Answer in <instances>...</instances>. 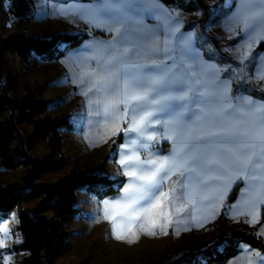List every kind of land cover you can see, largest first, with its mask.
Returning <instances> with one entry per match:
<instances>
[{"label": "snow or ice", "instance_id": "obj_1", "mask_svg": "<svg viewBox=\"0 0 264 264\" xmlns=\"http://www.w3.org/2000/svg\"><path fill=\"white\" fill-rule=\"evenodd\" d=\"M240 2L264 6V0ZM97 5L90 22L116 33L107 44L108 54L100 72L93 74L96 77L93 87L110 94L105 97V111L123 104V114L116 117L118 122L128 119V109L131 108V124L124 131L141 135L142 129L160 123L157 117H163L166 138L175 142L172 154L162 160L140 161L138 156L120 159L121 165L136 163L140 166L139 170L125 168V174L132 178L123 189L128 201L124 205L128 219H137L171 200L176 192L175 183L180 181L167 191L161 189L173 175L183 178V188L191 187L196 192L225 178L243 176L257 157L264 159V123L254 125L250 122V114L241 113L238 106L225 103L228 97L220 85L215 86V92H201L206 85L201 84L200 77L184 62V55L192 54L183 43L186 37L182 34L173 45L171 39L160 41L155 31L140 25L137 17L149 11L154 0H97ZM236 19L243 25L241 39H247L257 30L264 31V7L238 13ZM175 31L163 34L174 37ZM176 52L180 55H175ZM198 67L202 74L207 72L215 76L218 72L214 66L200 64ZM197 105L204 107L198 108ZM186 114L194 127L184 122ZM167 117L174 119L168 121ZM115 131H121L118 123ZM147 139L155 140L156 136L150 135ZM166 223L170 224L171 220ZM0 226L7 237V225L0 221ZM160 228L165 230V225ZM145 231L155 234L154 231ZM117 238L123 237L117 234ZM6 246V240L0 239V249ZM0 264H7L2 253Z\"/></svg>", "mask_w": 264, "mask_h": 264}, {"label": "rangeland", "instance_id": "obj_2", "mask_svg": "<svg viewBox=\"0 0 264 264\" xmlns=\"http://www.w3.org/2000/svg\"><path fill=\"white\" fill-rule=\"evenodd\" d=\"M206 1L212 7L205 25L198 23V18L202 16V9L187 12L183 16L186 19L189 18V21L191 20L189 22L191 27L195 26L198 28L199 43L208 52L209 56L211 54L217 57L225 55V67L232 72V78H242V72L238 73L235 69V67H242V60H238L237 58L240 64L237 61L231 63L229 60L230 52H234L237 57L238 55L241 56L240 52L235 50L234 38H230L231 34H234L238 30V27L234 26V28L229 24L228 14L226 9L225 11L222 9L223 4L220 1L215 3L212 0ZM35 2L36 11L26 25L28 31L32 33L45 34L61 31L91 32L96 28L104 29L96 27L90 22L93 20L98 6L97 0H35ZM85 13L87 14L86 17L84 16ZM15 30L16 27L11 14L0 15V45ZM108 34L111 36L113 32ZM3 52L7 58L9 71L5 78V83L9 85L11 92L15 96H18L23 103L28 104L30 101L27 91L28 85L31 87H35L37 84L43 85L44 83L40 80H42L45 74L52 73V69L54 68L53 62L45 64V60L51 61L55 60V58L43 59L39 56H33L28 63H24L19 59L17 54L6 49ZM47 95H49V99L45 95L46 98L52 100L51 105L55 108L54 93L51 92ZM26 111V108L23 109L19 115L20 126L27 135L30 152L38 156L45 164L48 162V145L45 141L36 138L32 125L25 119ZM53 111L55 113V110ZM70 133L71 135L64 134L66 139L65 151L72 139L71 153H76L80 151L81 139L73 138L76 133ZM70 136L72 137L71 139ZM108 156L109 153L100 157L97 162L94 160L95 158L80 162L77 156H74L76 159H72L60 171L48 172L43 170L39 180L56 183L63 175H66L73 169L90 171L94 168H98L99 170L101 166L102 171ZM25 168L24 164H21L16 169H6L0 166V181L18 185L23 184ZM246 175L245 173V177ZM180 179L179 175L171 176L161 189L167 191L173 187L175 182L180 181V183H175L176 192L171 200L165 201L161 207L134 220L128 219L125 214L124 205L128 201L123 190L120 194L100 198L93 192L81 189L77 203L79 212L70 218V249L62 257L56 258L55 262L57 264H79L81 260L86 258L93 264H164L188 250L205 249L218 240L221 233L230 236L234 232L243 231L246 233H256L264 237V222L259 223L264 215V206H260V203H264V195L258 193L261 197H259L257 202L248 201L254 195L250 194V192L256 191L258 187H243L244 181L237 180L234 182V187L229 193L230 196L232 192L237 190L238 194L235 200L234 198V201L230 200V197H227L225 202L222 201L224 204L220 211L217 212L216 218L206 220L199 219L201 215H199V218L194 217L195 214L200 213L195 212V204H187ZM247 191L250 196L246 195ZM239 192L241 195H239ZM260 199L263 202H259ZM105 201L108 202L107 206L105 205ZM232 203H234V207H232ZM35 205V201L23 204L28 209H32ZM161 213H167L168 215L164 216ZM0 216V221L4 225H7L9 230L6 237L2 226L0 227L2 239L6 240L7 245L4 251L9 252L7 256L8 261L11 264H15L17 263V255L12 247L17 237H20V233L18 234L15 231L16 223L19 221L18 211L15 210L8 216ZM167 220H171V223H166ZM154 221L155 224L153 223ZM224 221L225 223L221 227ZM160 225H165V230H161ZM145 229L154 231L155 234H147ZM117 234L123 238H117ZM221 246L219 245L218 248ZM198 261L201 264H206V255L201 254L197 258Z\"/></svg>", "mask_w": 264, "mask_h": 264}, {"label": "crops", "instance_id": "obj_3", "mask_svg": "<svg viewBox=\"0 0 264 264\" xmlns=\"http://www.w3.org/2000/svg\"><path fill=\"white\" fill-rule=\"evenodd\" d=\"M212 1H214L213 3L220 1L221 4H223L222 9H224V11L226 9L228 14L227 18L229 24H231L232 27H238V30L234 32V34H231L232 36L230 38H234L235 50L239 51L241 56L238 55L237 57L234 52H230L229 60L231 63L237 61V58L238 60H242V67H235L238 73L242 72V78H232V72L225 67V55L221 54L223 56L217 57L211 54L209 56L208 52L205 51L204 47L199 43L198 28L195 26L190 28L185 27L186 24L191 21H189V18L186 19L183 16L187 14L188 11L174 5H167L161 0H154V5L151 9L137 17V19L140 21V25L146 30L155 31L156 38L160 41L171 39L172 44L175 45L177 38L181 37L183 34L186 37L183 43L192 53L184 55V62L186 65L192 67L195 75L200 77L201 84L206 85L201 88V92H215L217 90L215 86L220 85L228 97L225 103H230L233 107L238 106L241 113L250 114V122L254 125L264 123V110H258L264 108V97L252 93L250 89H239L237 91L234 85L237 81H244L250 85L254 84V86L261 85L264 89V79L261 78V76H264V59H262L264 58V31L257 30L247 39H241L243 25L236 19L238 13L258 11L264 6L259 4H242L240 0ZM84 16L86 17L87 14L85 13ZM177 20L179 21L178 24L176 23ZM176 28H178V31H175ZM104 29L108 33H112L106 28ZM170 30L175 31L174 37H167L163 34ZM115 36L116 33L113 32V34L108 37H91L81 45L67 51L62 57L55 58V60L51 61L45 60V64L53 62L54 68L52 67V73L45 74L40 81L44 83L41 86L45 98L47 96L49 99L48 93H54L55 108L51 105L52 100H48L49 105L47 113L55 117L70 113L72 127H64L61 131L63 135L66 133L71 135L70 132H74L76 134L73 138L81 139L80 151L71 153L72 137L70 136L71 141L69 147L67 146L66 149V153L71 156L68 162L72 159H76L74 156H77L80 162H85L94 158L97 162L100 157L109 153L102 172L106 175H111V177H127L126 183L122 188L123 190L132 180V178L125 174V168L127 167L130 170L136 168L139 170L140 166L136 163L121 165L119 163L121 158L138 156L140 161L151 159L162 160L172 154L175 142L174 140L166 138V129L164 127L165 118L163 117H157L160 119V123L142 129L143 135H141V133L137 132L124 131V129H127L131 124L133 115L131 108L128 109V119L119 120L118 122L116 117L123 114L125 107L123 104L110 108L107 112L105 111V97L110 94L102 93L93 87V83L96 79L93 74L100 72L104 58L108 54L107 44ZM248 44L251 45L250 48L245 47ZM194 54H198V56ZM175 55L179 56L180 53L176 52ZM168 63H171V61H168ZM200 64L214 66L218 72L215 76L207 72L202 74V69L198 67ZM188 95L191 96V92H189ZM30 102L31 98L28 104ZM197 107L202 108L204 105H197ZM53 110H55V113ZM166 119L171 121L174 118L167 117ZM184 122L192 125V121L187 119V114ZM117 123L121 131H115ZM192 126L194 127L195 125ZM114 132L115 134H113ZM121 133L122 139L117 141ZM168 134H170V132ZM150 135H155L156 139L148 140L147 137ZM143 152H147L146 157L142 156ZM97 170L98 168H94L90 171L87 170V172H96ZM245 173L247 174L246 177ZM180 178L181 184H183V178ZM237 180L244 181L243 187H258L256 191L250 192V194L254 195L248 200L249 202H257L259 197H261L258 193L264 195V159L257 157L254 164L245 170L243 176L237 175L235 178H225L224 181L214 182L210 187L200 189L196 192H193L191 187L188 189L183 188V195L187 204H192L193 200L196 201L195 212H199L200 214H195L194 217L199 218V215H201L199 219L206 220L216 218L217 212L220 211L227 197H229V193L234 187V182ZM250 194H248V191L246 192V195L250 196ZM239 195H241L240 192ZM205 197L208 198L205 199ZM259 202H263V200L260 199ZM231 205L234 207V203ZM261 205L264 206V203H260V206ZM259 211H261V209H259ZM15 231L18 234L20 233L18 230ZM19 235L20 237H17L14 244L22 241L23 237L21 234ZM0 239H2L1 233ZM241 247L242 250L238 254L231 257L223 264H264V252L259 248L253 247L247 243H242ZM4 249L5 248L0 249L2 258L4 261L7 260L6 262L8 264H11L7 259L9 252L4 251ZM13 251L17 255V263L15 264H24L20 263L19 259L24 257L28 252Z\"/></svg>", "mask_w": 264, "mask_h": 264}, {"label": "trees", "instance_id": "obj_4", "mask_svg": "<svg viewBox=\"0 0 264 264\" xmlns=\"http://www.w3.org/2000/svg\"><path fill=\"white\" fill-rule=\"evenodd\" d=\"M161 1L188 12L202 9V16L198 18L201 25H205L212 7L206 0ZM35 11V0H0V15L11 14L16 27L0 45V166L6 169H16L21 164L26 166L23 184L0 181V215L8 216L12 211H18L19 221L15 229L20 232L23 239L14 244L12 249L17 252H28L19 259L20 263L57 264L56 258L62 257L70 249V218L79 212L77 206L79 191L86 189L100 198L120 194L126 178L106 175L102 173L100 166L97 172L73 169L56 183L39 180L43 170L60 171L70 159L65 151L66 139L61 131L64 127L72 126L70 114L56 117L49 115L47 113L49 101L43 96L40 84L35 87L28 85L27 91L31 102L27 105L15 96L5 83L9 71L3 50L17 54L22 62L28 63L33 56L43 59L60 58L90 37H108L109 34L100 28L91 32L61 31L35 34L26 27ZM186 27H191V24H187ZM234 85L237 91L250 89L252 93L264 97L261 85L251 86L244 81H237ZM25 108L27 109L25 119L32 125L36 138L48 145V162L45 164L30 152L27 135L20 126L19 115ZM121 139L122 133L117 141ZM237 194V190L232 192L230 200L233 198L235 200ZM32 201L36 202L32 209L23 206L24 203ZM262 222L264 215L259 223ZM223 223L225 221L221 227ZM242 243L264 252L263 236L237 231L230 236L221 233L218 240L205 249L188 250L164 264H201L197 262L201 254L206 255V264H223L242 250ZM219 245L222 246L218 248ZM79 264L93 263L85 258Z\"/></svg>", "mask_w": 264, "mask_h": 264}, {"label": "built area", "instance_id": "obj_5", "mask_svg": "<svg viewBox=\"0 0 264 264\" xmlns=\"http://www.w3.org/2000/svg\"><path fill=\"white\" fill-rule=\"evenodd\" d=\"M142 156L146 157L147 156V152H143Z\"/></svg>", "mask_w": 264, "mask_h": 264}]
</instances>
